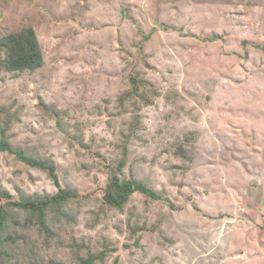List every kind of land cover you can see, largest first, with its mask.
I'll return each mask as SVG.
<instances>
[{
	"label": "rangeland",
	"instance_id": "1",
	"mask_svg": "<svg viewBox=\"0 0 264 264\" xmlns=\"http://www.w3.org/2000/svg\"><path fill=\"white\" fill-rule=\"evenodd\" d=\"M25 27L45 63L0 73V141L62 188L117 175L164 199L72 200L49 235L13 210L5 264H264V0H0V37ZM0 190L58 193L8 152Z\"/></svg>",
	"mask_w": 264,
	"mask_h": 264
},
{
	"label": "trees",
	"instance_id": "2",
	"mask_svg": "<svg viewBox=\"0 0 264 264\" xmlns=\"http://www.w3.org/2000/svg\"><path fill=\"white\" fill-rule=\"evenodd\" d=\"M218 37H213L208 41H215ZM249 43L244 42L243 47L246 49ZM44 56L36 31L32 27H25L17 32L9 33L0 37V73L2 71L12 73H23L26 71L35 72L44 66ZM134 92L128 94L129 97L137 96L135 92L149 85L147 81L142 80L139 76L130 79ZM143 100L149 103V99L143 96ZM5 133V129L4 132ZM0 152H8L14 155L18 160L28 166L47 171L58 187V193L44 196L42 198L30 199L21 196L19 201H15L11 194L6 190H0V264L4 263L3 248L6 242L5 236L12 225H19L12 211L16 210L20 215L31 221H36L40 230L46 235L51 234L49 224L51 223L49 215L53 214L55 220H69L70 214L67 213V207L72 200H83L95 195L101 196L103 204L118 210L124 209L131 196L140 192L154 200H163V196L154 189L147 187L135 179L120 178L114 175L108 182L97 183L96 186L88 191H73L62 188L56 165L50 159L35 158L28 155L24 150L14 148L9 140L3 134L0 141ZM126 154V151H124ZM125 166V160L118 165V171ZM10 241L14 239L9 237ZM107 251L98 255H90L87 259L82 260L81 264H94L97 260L103 259Z\"/></svg>",
	"mask_w": 264,
	"mask_h": 264
}]
</instances>
